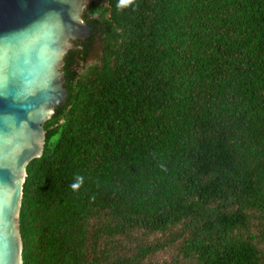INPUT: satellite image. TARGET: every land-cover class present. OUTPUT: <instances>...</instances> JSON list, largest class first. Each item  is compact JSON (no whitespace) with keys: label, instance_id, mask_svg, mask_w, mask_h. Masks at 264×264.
I'll return each mask as SVG.
<instances>
[{"label":"trees","instance_id":"16d2710c","mask_svg":"<svg viewBox=\"0 0 264 264\" xmlns=\"http://www.w3.org/2000/svg\"><path fill=\"white\" fill-rule=\"evenodd\" d=\"M118 4L64 56L23 264H264V0Z\"/></svg>","mask_w":264,"mask_h":264},{"label":"water","instance_id":"95a60500","mask_svg":"<svg viewBox=\"0 0 264 264\" xmlns=\"http://www.w3.org/2000/svg\"><path fill=\"white\" fill-rule=\"evenodd\" d=\"M93 0H0V264H23L19 228L27 167L44 152L43 125L68 97L60 71L85 40Z\"/></svg>","mask_w":264,"mask_h":264},{"label":"clouds","instance_id":"9594fccd","mask_svg":"<svg viewBox=\"0 0 264 264\" xmlns=\"http://www.w3.org/2000/svg\"><path fill=\"white\" fill-rule=\"evenodd\" d=\"M133 3H134V0H119L118 7L131 5ZM77 181H78V183H74L72 185V188L74 190H77L80 188L81 184L83 183V177H77Z\"/></svg>","mask_w":264,"mask_h":264},{"label":"flooded vegetation","instance_id":"af4514ba","mask_svg":"<svg viewBox=\"0 0 264 264\" xmlns=\"http://www.w3.org/2000/svg\"><path fill=\"white\" fill-rule=\"evenodd\" d=\"M93 1H94V0H93ZM93 1H92V2H93ZM92 2H91V3H92ZM90 5H91V4H90ZM90 5H89V6H90ZM89 6H88V7H89ZM64 88H65V87H64ZM65 90H66V89H65ZM50 120H51V119H50ZM50 120H48L47 122H49ZM47 122H45V124L43 125L44 133H45V125L47 124ZM44 144H45V140H44ZM28 166H29V165H28ZM27 168H28V167H27ZM26 175H27V174H26ZM25 179H26V178H25ZM24 183H25V182H24Z\"/></svg>","mask_w":264,"mask_h":264},{"label":"rangeland","instance_id":"374dc122","mask_svg":"<svg viewBox=\"0 0 264 264\" xmlns=\"http://www.w3.org/2000/svg\"><path fill=\"white\" fill-rule=\"evenodd\" d=\"M68 43H69V44H72V39H68ZM60 71H61V73H63L61 67H60Z\"/></svg>","mask_w":264,"mask_h":264}]
</instances>
